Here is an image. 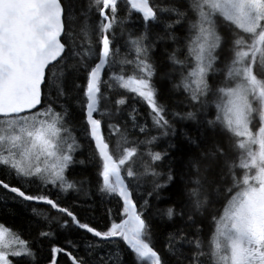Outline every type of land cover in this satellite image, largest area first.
<instances>
[{"label":"snow or ice","instance_id":"obj_1","mask_svg":"<svg viewBox=\"0 0 264 264\" xmlns=\"http://www.w3.org/2000/svg\"><path fill=\"white\" fill-rule=\"evenodd\" d=\"M133 12L140 27L126 30ZM157 50L168 66L161 79L181 106L160 102ZM69 100L81 110L97 190L122 202L118 221L109 210L103 229L53 198L88 195L84 181L66 175L83 163ZM184 121L206 134L189 140L177 172L168 151L154 149ZM0 169L16 181L0 178V188L33 205L49 229L55 221L84 233L81 243L52 245L47 264L61 253L71 264H125L122 249L107 247L112 238L130 249L132 264H264V0H0ZM144 181L148 196L178 184L173 204L155 209L182 222L160 250L147 197L139 207L133 199ZM12 257L40 264L30 243L0 224V264Z\"/></svg>","mask_w":264,"mask_h":264},{"label":"trees","instance_id":"obj_2","mask_svg":"<svg viewBox=\"0 0 264 264\" xmlns=\"http://www.w3.org/2000/svg\"><path fill=\"white\" fill-rule=\"evenodd\" d=\"M132 21V23L126 25V30L128 28L136 30L140 27L139 17L135 12L132 14ZM121 51L123 52L124 49L122 48ZM157 56L159 58L158 72L154 82L161 92L160 102L167 104L169 107L181 106L179 101L182 97L170 95L167 91L169 87L167 81L161 79V73L166 71L168 66L166 63H160V61L163 60V57L160 56L159 50H157ZM106 72L107 70L102 74L104 79H107ZM136 107L140 110V118H143L146 106L137 102ZM67 108L69 112L68 121L75 129V134L82 144V148L75 153V158L77 161H83V163L78 162L70 166L66 175L69 179H75L78 182V186L79 182L84 181L83 187L88 190V195L85 196L83 191L79 193L70 191L69 193H61L58 197L54 193L53 198L58 199V202L61 205L70 208L82 221H87L90 224L103 229L105 224L109 223V210L111 211L112 219L118 221L117 210L122 208V202H118V197L109 196L97 190L98 177L96 175V161L90 159L92 155L91 145L89 140L84 136V124L80 107L73 101L69 100L67 102ZM124 115H126V111L121 112V117ZM174 127H176L175 134L169 132L167 137H161L158 142V147L154 150H167L172 167L179 172L184 159L192 150V145L189 143V140L203 138L206 131L202 125L191 121L178 122ZM102 132L107 139L108 131L106 123L102 128ZM131 135L134 136L135 133H132ZM113 142L114 141H109L110 144ZM169 145L172 147H169ZM157 170L167 171V168H158ZM0 178L5 179L6 182L11 183L12 185H16V181L7 176L3 169H0ZM177 189L178 184H171L157 191H153L152 195L148 196V192L152 191V185L149 181H144L139 188L133 187L132 189L133 199L138 207L145 197H147L149 201L146 218L148 219L150 226L151 242L157 250L162 248L167 234L182 223L178 218L168 220L166 217L155 214V209H164L173 204V201L177 199ZM34 206L45 211L49 217H61L62 215L55 212V210H51L47 205L37 204ZM32 207L33 205L31 204L13 200L11 194L6 193L4 189L0 188V224H3L13 233L19 235L21 239L28 241L36 252V257L40 264H47L46 257L48 256L52 245H63L67 247L65 243L67 239L81 243L82 237L84 236L82 231L77 230L75 227L60 228L55 221L52 222L51 228L49 229L42 216H36L33 214ZM63 218L67 219V217ZM209 227V221L205 220L203 224V231L205 234H208ZM41 229L44 231H51L52 235L47 238H39L38 232ZM107 247L111 250H115L116 247L122 249L124 252L125 264H132L133 257L130 249H127V246L122 240H120V238L112 240ZM68 250L74 251L72 249ZM78 251L81 253L83 252L82 244ZM12 260L13 264H30L28 258L14 257ZM58 261L59 264H71V261L67 259V256L64 253L58 255Z\"/></svg>","mask_w":264,"mask_h":264},{"label":"rangeland","instance_id":"obj_3","mask_svg":"<svg viewBox=\"0 0 264 264\" xmlns=\"http://www.w3.org/2000/svg\"><path fill=\"white\" fill-rule=\"evenodd\" d=\"M12 258H14V257H12ZM12 258H11V259H12ZM16 258H26V257H16Z\"/></svg>","mask_w":264,"mask_h":264},{"label":"water","instance_id":"obj_4","mask_svg":"<svg viewBox=\"0 0 264 264\" xmlns=\"http://www.w3.org/2000/svg\"><path fill=\"white\" fill-rule=\"evenodd\" d=\"M103 74V73H102ZM41 205H43V204H41ZM114 239H117V238H112V240H114Z\"/></svg>","mask_w":264,"mask_h":264}]
</instances>
